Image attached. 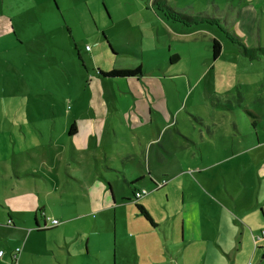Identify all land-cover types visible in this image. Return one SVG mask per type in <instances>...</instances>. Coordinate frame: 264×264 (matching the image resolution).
I'll use <instances>...</instances> for the list:
<instances>
[{
  "label": "rangeland",
  "instance_id": "1",
  "mask_svg": "<svg viewBox=\"0 0 264 264\" xmlns=\"http://www.w3.org/2000/svg\"><path fill=\"white\" fill-rule=\"evenodd\" d=\"M155 1L0 0V251L21 247V264H172L165 237L177 218L178 194L165 203L162 190L153 193L146 211L163 219L156 228L139 213L132 186L122 179L117 184L112 176L93 202L94 195L80 186L61 192L60 202L56 192L47 196L32 188L26 194L11 179L17 136H39L47 121L62 123L75 107H86L97 68L137 66L141 74L127 77L131 93L143 92L144 100L137 102L149 98L155 105L169 104V110L178 106L179 120L191 121L186 124L191 136V129L197 135L195 127L201 126L227 143V155L242 152L227 165L230 189L218 168L222 185L209 192L210 223L204 220L202 227L215 234L210 238L219 254L214 264H264V238H257L264 228V180L249 165L250 157L264 156V0ZM168 7L184 17L168 22L171 31L165 27ZM59 26L70 35L73 52L78 49L82 56V61L75 58L74 71L65 63L68 74H60L49 48L51 42L58 49L47 32ZM214 38L221 44L216 58ZM86 45L92 52L84 50ZM169 47L179 57L176 62L165 59ZM156 64L160 67L150 70ZM102 141L106 151L118 149L110 139ZM201 142L198 136L197 147L214 162L213 145ZM25 194L29 203L20 206ZM10 206L31 215V227L19 231L21 220L8 214ZM62 214L72 217L65 226ZM53 218L60 223L56 227ZM246 232L258 250L247 242ZM7 262L0 257V264Z\"/></svg>",
  "mask_w": 264,
  "mask_h": 264
},
{
  "label": "crops",
  "instance_id": "2",
  "mask_svg": "<svg viewBox=\"0 0 264 264\" xmlns=\"http://www.w3.org/2000/svg\"><path fill=\"white\" fill-rule=\"evenodd\" d=\"M165 21L167 24L164 26L169 31L173 30L168 22L173 23L176 20L165 17ZM57 32L61 33L57 35ZM47 33L48 37L53 36V40L58 41V49L55 50L51 42L49 48L54 51V63L62 68L60 74H68L65 67L66 62L70 63L74 71L77 63L75 58L82 61V56L78 49L75 50L76 54L73 52L70 35L64 32L62 26ZM84 50L92 52L93 49L87 50L85 46ZM174 52L170 48L165 59L169 58L171 63L176 62L179 57ZM171 56H176V58L171 60ZM41 59H47L45 51ZM158 64H160L159 61ZM158 64L152 65L150 70L155 69L156 66L160 67ZM113 69L115 68H97L95 73L97 80L90 84L91 97L86 107H75L71 111V118L62 123L55 119L47 121V130L45 133L40 131L39 136L34 135L25 140L17 136L18 147L13 153V160L10 161L14 165L12 181L26 194L27 189L32 188L43 190L46 192L44 195L47 196L56 192L55 197L60 202L63 201L60 200L61 192L69 190V186L74 190L80 186L94 195V198L89 195L93 202L102 196L101 190L104 184L111 182L113 176L114 179L117 178L115 180L117 184L122 179L124 184L132 186L133 195L139 189L149 192L138 200L134 198L132 200L134 203L141 204L145 209H148L147 204H150L154 192L162 190L166 198L165 203L173 201V197L178 194L176 211L178 209L179 211L175 214L177 218L172 220L170 234L167 232L165 237L168 245L165 249L169 250L170 254L169 262L172 264H214L219 254L211 247L210 238H213L215 234L202 227L204 220L210 223L207 219L212 206L209 192L213 187L220 188L222 185L218 168L223 178V186L230 189L228 187L230 170L227 165L228 162L240 157L242 152L232 153L230 151L231 154L227 155V143L222 145L213 130L208 134L201 126L195 127L198 130L197 135L195 130L191 129L194 137L191 136L187 132L188 126L186 125L189 122L190 127L191 121L188 118L179 120L181 110L178 106L169 110V104L155 105L149 101V98L145 101L146 103L137 102L144 100L143 92L131 93L130 84L127 81L129 78H105L100 75V71L108 72ZM149 74H151L150 71ZM98 79H101V82ZM75 95L79 94L75 93ZM80 111H85L86 114L78 115ZM73 124H75V130H71ZM198 136L202 142L213 145L216 153L214 162L210 163L209 155L197 147ZM205 138L208 140L205 141ZM103 139L105 141L110 139L117 143L116 152L106 151L107 146L103 143ZM101 144L102 147L99 149ZM252 147L258 149L255 145ZM249 165L252 168L255 167L257 176L263 181L264 156L258 157L256 154L250 157ZM162 181L165 183L155 188L156 184ZM26 194L24 197H19L20 206H26L29 203L26 200ZM247 208L246 206L239 210L243 212ZM9 212L8 214L13 216L12 219L18 216L21 220V225L17 228L19 231L24 232L27 227H31V215L23 216L22 211L13 206H10ZM62 217L63 220L61 224L59 223L61 226H65L72 218L64 214ZM34 220L39 226L40 220L36 214H34ZM151 220L154 224H150L156 228L163 222V219L157 220L154 217ZM245 238L253 245L252 237L250 239L247 232ZM258 248L259 245L257 248L253 245V251ZM12 252L7 254L3 252L1 257L9 261ZM23 252L19 254L18 264H21Z\"/></svg>",
  "mask_w": 264,
  "mask_h": 264
},
{
  "label": "trees",
  "instance_id": "3",
  "mask_svg": "<svg viewBox=\"0 0 264 264\" xmlns=\"http://www.w3.org/2000/svg\"><path fill=\"white\" fill-rule=\"evenodd\" d=\"M157 1V0H156ZM155 1V2H156ZM177 15L179 17H177ZM167 16L169 17V19H173V20H176L178 18H181L183 19V15H181L179 12H177L176 10L168 7V13H167ZM212 55H213V58H216L220 52H221V44L219 41H217L215 38L213 39L212 41ZM176 56H171V60L175 59ZM100 75L103 76V77H107V78H115V77H129V76H133V75H139L140 74V67H136L135 69L133 70H129V69H113V70H110L108 72H101L100 71ZM71 130H75V125L73 124L71 126ZM137 210L139 211V213L141 215H143L145 217V219L149 220L151 224H154L151 220V217L149 215V213L146 211V209L139 203L135 202L134 203Z\"/></svg>",
  "mask_w": 264,
  "mask_h": 264
},
{
  "label": "built area",
  "instance_id": "4",
  "mask_svg": "<svg viewBox=\"0 0 264 264\" xmlns=\"http://www.w3.org/2000/svg\"><path fill=\"white\" fill-rule=\"evenodd\" d=\"M89 48L90 47L88 45H86V49L89 50ZM164 183H165V181L157 183L155 188L161 187ZM147 193H148V191L145 190V189L136 190L134 192L133 198H134V200H138L139 198L145 196ZM40 215L44 218L45 221L47 220L46 216L44 215V212L41 211ZM9 222L12 223V220L10 219ZM50 223H51L52 226H55V225L59 224V221L57 219L53 218V219L50 220ZM257 238L258 239H260V238L263 239L264 238V230L261 231V234L259 236H257ZM20 252H21V247H16V249L13 250V252H12V254L10 256V259L7 262V264H18V257H19ZM2 255H3V251H0V257Z\"/></svg>",
  "mask_w": 264,
  "mask_h": 264
}]
</instances>
